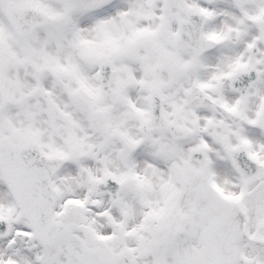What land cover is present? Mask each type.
Masks as SVG:
<instances>
[{"label": "snow or ice", "instance_id": "obj_1", "mask_svg": "<svg viewBox=\"0 0 264 264\" xmlns=\"http://www.w3.org/2000/svg\"><path fill=\"white\" fill-rule=\"evenodd\" d=\"M0 264H264V0H0Z\"/></svg>", "mask_w": 264, "mask_h": 264}]
</instances>
